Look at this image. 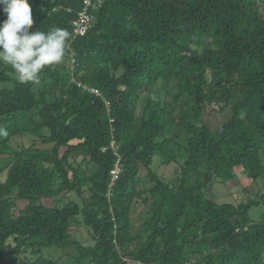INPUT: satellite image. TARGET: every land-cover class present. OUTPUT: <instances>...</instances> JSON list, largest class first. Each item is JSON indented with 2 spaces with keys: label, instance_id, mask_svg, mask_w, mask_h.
<instances>
[{
  "label": "trees",
  "instance_id": "trees-1",
  "mask_svg": "<svg viewBox=\"0 0 264 264\" xmlns=\"http://www.w3.org/2000/svg\"><path fill=\"white\" fill-rule=\"evenodd\" d=\"M83 1L29 0L31 30L72 37L41 84L0 64V264H62L51 250L72 264H264V0H97L76 37ZM17 137L32 142L13 150ZM155 158L177 164L173 180ZM237 170L260 191L217 203L213 184Z\"/></svg>",
  "mask_w": 264,
  "mask_h": 264
},
{
  "label": "clouds",
  "instance_id": "clouds-1",
  "mask_svg": "<svg viewBox=\"0 0 264 264\" xmlns=\"http://www.w3.org/2000/svg\"><path fill=\"white\" fill-rule=\"evenodd\" d=\"M0 13L6 17L0 21V64L10 66L22 85L41 84L43 72L62 63L71 33L60 27L31 30L29 0H0Z\"/></svg>",
  "mask_w": 264,
  "mask_h": 264
},
{
  "label": "rangeland",
  "instance_id": "rangeland-1",
  "mask_svg": "<svg viewBox=\"0 0 264 264\" xmlns=\"http://www.w3.org/2000/svg\"><path fill=\"white\" fill-rule=\"evenodd\" d=\"M140 106L138 110H140ZM220 117L216 113H209L208 115H205L204 122L206 124H209L212 128H216L217 125H219ZM175 130H171L169 132L168 137H173L176 133ZM31 138L28 137H17L14 138L11 141V148L18 149L20 147L28 146L29 143H31ZM7 157L0 158V164H4L6 162ZM152 170L156 172V174L164 181L168 182L174 179V177L177 175L179 169L176 163H170L167 166H163L159 163V160L157 158L154 159ZM237 174L238 182L230 180L226 183L217 182L214 183L211 189L212 196L214 200L217 203H233V204H239L241 202L246 201L247 193L244 191L246 188L249 190V194L255 195L260 191L261 185L249 181L246 179L245 176L242 175V173L237 170L235 172ZM143 180L140 184L139 188H147L150 186V183L147 181V178L145 177V171L142 173ZM146 210L147 206L141 202L140 199L136 198L132 204V213L130 216L131 224L135 230H141L144 228L143 223L144 219L146 217ZM262 206L259 207H253L250 209L249 214L252 219H256L258 215L262 211ZM73 235L79 239L80 241H83L85 239L84 232L80 229H72ZM45 256L54 260L59 259L62 264H72L73 256L71 257H64L61 253L57 251H46L44 252Z\"/></svg>",
  "mask_w": 264,
  "mask_h": 264
},
{
  "label": "built area",
  "instance_id": "built-area-1",
  "mask_svg": "<svg viewBox=\"0 0 264 264\" xmlns=\"http://www.w3.org/2000/svg\"><path fill=\"white\" fill-rule=\"evenodd\" d=\"M98 4V5H97ZM100 3L97 0H84L82 10L78 13L77 18L72 22L73 33L76 37H83L90 29L94 22V16L90 13L91 10H96ZM92 93L98 95L97 91L90 90ZM111 148L115 149L114 143ZM120 172L118 161L116 162L113 170L111 171L112 181L117 179Z\"/></svg>",
  "mask_w": 264,
  "mask_h": 264
}]
</instances>
